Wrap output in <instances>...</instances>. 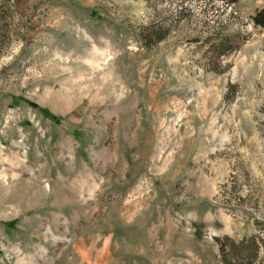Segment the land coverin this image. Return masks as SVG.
Returning a JSON list of instances; mask_svg holds the SVG:
<instances>
[{"label":"rangeland","instance_id":"obj_1","mask_svg":"<svg viewBox=\"0 0 264 264\" xmlns=\"http://www.w3.org/2000/svg\"><path fill=\"white\" fill-rule=\"evenodd\" d=\"M263 10L0 0V264H264Z\"/></svg>","mask_w":264,"mask_h":264},{"label":"trees","instance_id":"obj_2","mask_svg":"<svg viewBox=\"0 0 264 264\" xmlns=\"http://www.w3.org/2000/svg\"><path fill=\"white\" fill-rule=\"evenodd\" d=\"M253 21L255 25L260 26L264 29V10L257 13ZM142 38L144 39L146 44L149 43V41H151V38L149 39V36L146 34H143ZM221 47L220 49H222ZM218 55H221V52H219ZM226 242L228 245H230L229 252L234 254L236 257H240L243 260H249V259L251 260L252 258H254L256 244L253 241V239L249 240L248 242L241 243L238 246L234 245V243L230 239H227ZM222 252H223V247H222Z\"/></svg>","mask_w":264,"mask_h":264}]
</instances>
